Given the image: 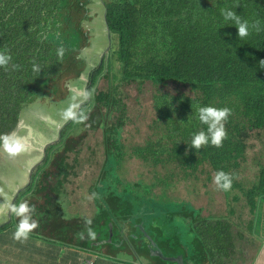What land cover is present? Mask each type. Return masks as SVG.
Returning <instances> with one entry per match:
<instances>
[{"label": "trees", "instance_id": "obj_1", "mask_svg": "<svg viewBox=\"0 0 264 264\" xmlns=\"http://www.w3.org/2000/svg\"><path fill=\"white\" fill-rule=\"evenodd\" d=\"M101 2L111 37L106 53L88 70L86 89L94 90V98L84 107L90 118L85 124L64 122L58 137L45 145L29 181L13 194V203L27 200L35 205L34 219L40 226L26 242L12 244L30 246V257L42 264H82L85 257L92 264H134L140 255L146 264H237L240 256H236L233 239H247L250 234L241 229L247 228L259 237V252L264 243V163L250 185L244 186L239 175L247 139L254 129L264 127V69L259 65L264 59V0ZM89 5L90 0H0V51L12 56L7 68L0 67V135L14 128L26 102L68 76L69 60L76 70H83L84 61L76 55L87 44L84 21L90 19ZM225 8L249 22L258 20L261 31L240 39L234 23L221 14ZM61 46L66 50L63 59L57 55ZM33 64L40 67L39 73L33 71ZM100 75L107 79L105 88L96 86ZM116 80L155 84L151 93L154 117L149 124L154 130L142 143H125L123 132L131 117ZM168 81L187 90L173 93L157 85ZM209 105L232 109L227 139L219 148L210 143L199 150L190 148L192 134L207 128L199 121L197 108ZM95 128L101 130L103 146L102 169L88 187L90 195L98 194L93 200L95 210L91 216L66 210L69 215L65 216L59 198L76 173L75 164L67 160L68 152L87 130ZM130 157L152 165V182L120 176L118 167ZM220 170L234 174L231 190L238 188V192L233 191L232 198L244 195L251 212L247 220H234L233 208L221 215H202L184 200L168 205L164 188L171 185L174 175L199 178L197 173L207 171L210 180ZM158 184L160 192L154 190ZM176 213L192 233L193 227L199 229L189 250L172 229ZM86 218L93 221L95 241L87 236ZM146 221L151 222L148 238L143 237ZM18 222L11 213L5 219L10 234ZM81 232L83 240L78 237ZM153 243L163 253H156ZM176 255L182 258L174 259ZM153 260L157 261L148 263Z\"/></svg>", "mask_w": 264, "mask_h": 264}, {"label": "rangeland", "instance_id": "obj_2", "mask_svg": "<svg viewBox=\"0 0 264 264\" xmlns=\"http://www.w3.org/2000/svg\"><path fill=\"white\" fill-rule=\"evenodd\" d=\"M89 6L90 19L84 21L85 28L88 31L86 38L87 44L81 47L79 53L76 55L78 59L82 58L84 61L83 70H76L74 61L69 60V64L65 70L68 76L59 79L56 82L55 88L45 91V94L37 95L32 101L26 102L19 110L18 120L14 128L3 133L6 134L15 130L18 135L27 138L31 147L28 152L22 153L15 158L9 157L0 148V188L4 189L3 196H0V205H2L0 206V242L4 238L9 239L8 243L0 244V264H42L43 262L34 261L30 257V246L15 245L16 241L12 239L13 233L10 234L12 230H9L11 226L4 223L5 219L11 213L5 203V198L8 202L13 203L11 198L15 194V191L29 181L32 167L40 161L45 145L58 137L59 128L64 123L59 116V111L67 107L66 101L72 94L73 89L77 91L86 89L87 81L89 80L88 70L97 65L100 56L106 53L110 45L111 36L106 28L104 8L101 0H90ZM116 81L117 88L120 91L119 94L127 103L128 114L131 117V123L125 125L123 132V136L126 139L125 143L127 145L142 143L146 135L154 130V128L149 127V124L154 117L151 93L155 84L149 80L143 81L142 83L136 80L129 82ZM106 85L107 79L103 75H100L96 86L98 88H105ZM157 85L173 93L187 90L184 86L177 85L173 81H168L164 84L162 82ZM101 137L102 133L100 128L87 130L82 141L74 144V150L68 152L67 160L75 164L74 169L76 173L69 177V180L65 183L64 192L59 198L61 199V206L64 209L65 216L69 215L66 210L87 216H91L95 210L93 200L89 201L87 197L90 196L88 187L97 178L102 169L103 146ZM247 144L245 158L241 166L243 169L239 175L244 186L250 185L253 181L257 180L258 167L260 163H264V127L254 129L251 136L247 139ZM75 150H78V152L76 153ZM158 167L161 168L160 165ZM151 169L152 165L145 164L139 158L130 157L122 162L118 167V172L126 180L134 181L139 180L140 177H144L152 182L153 180L150 179L153 176L152 172H150ZM197 174L199 178L193 175L189 177L177 176L178 174L172 177V180H174L171 185L164 188L166 199L169 201L168 205L174 206L180 200H184V203L189 204L192 209H195L196 212L202 215L207 213L221 215L225 214L229 208H233L234 214H232V218L234 220L244 221L250 217L251 212L244 195L241 194L238 199L232 198L233 191L238 192V188L231 190L227 195L225 192L216 189V186L213 184V177L207 180V171H200ZM159 189L161 188L158 184L154 190L160 192ZM173 219L177 224L182 225L187 230V221L185 222L183 220L181 214H174ZM145 223L146 226L144 224V229L146 231H144L143 237L145 238L146 236L148 238V231L151 230V222L146 221ZM1 225L6 227H2ZM141 230L140 228L138 229V231ZM192 231L195 233L199 229L193 227ZM182 236L186 238L190 234H183ZM245 238L247 239H244V241L236 240L235 237L233 239L238 250L236 256H240L237 264L241 262V259H245L243 262L248 264V258L257 252L254 255L256 259L258 254L256 249L260 244L259 237L252 235L246 236ZM149 239L153 240L151 235H149ZM149 239L146 240L149 241ZM224 241L225 239H222L221 244ZM12 242L15 244H12ZM183 244L186 248H189L191 238H188L187 243L183 242ZM151 247L162 253L164 251L163 249H158L157 243L151 244ZM260 249H262V246ZM16 253L21 255L27 253L26 255L29 259L27 257L23 259L12 257V260H5L6 257L9 258ZM34 253L41 254L37 251ZM140 254H143V252L140 251ZM123 257L131 258L130 255H123ZM137 259H140V261H136L137 264L147 263L143 255L136 257ZM259 260H261V256Z\"/></svg>", "mask_w": 264, "mask_h": 264}, {"label": "clouds", "instance_id": "obj_3", "mask_svg": "<svg viewBox=\"0 0 264 264\" xmlns=\"http://www.w3.org/2000/svg\"><path fill=\"white\" fill-rule=\"evenodd\" d=\"M238 7V6H237ZM221 14L225 21H231L234 23L238 30V37L240 39L248 37L253 31L259 33L261 31L260 22H249L247 19H243L235 11L225 8L221 10ZM65 48L63 46L57 49V55L60 59H63L65 55ZM12 60V56L7 51H0V67L7 68ZM261 69H264V59L259 61ZM13 67H17L13 65ZM33 71L39 73L40 67L33 64ZM94 98V90L81 89L79 91L73 89L72 94L68 97L66 103L67 107L62 108L59 111V116L64 122L72 121L76 124H85L89 120V113L85 109L89 101ZM232 114V109L228 107H214V106H199L197 108L198 119L201 124L206 125V130L201 129L198 132L192 134L191 147L196 150L207 146L209 143L214 147H222L223 141L227 139L228 133L226 129V123L229 116ZM90 127V125H87ZM30 143L26 137L18 135L14 130L10 133L0 135V148L9 156L17 157L22 153H26L30 150ZM234 174L227 173L223 170L217 171L213 176V184L219 191L228 192L232 189ZM4 189L0 188V196H3ZM98 198L97 193H92L87 197L89 201ZM8 210L14 216L19 218V222L16 226L12 239L17 242L24 243L29 239L30 234L36 230L40 225L37 219H34L36 212L35 205H30L27 200L17 203H10L5 198ZM2 206V205H0ZM93 221L91 218L85 219L86 232L88 238L92 241L97 239L96 231L91 227ZM79 239H85L84 232L78 233Z\"/></svg>", "mask_w": 264, "mask_h": 264}, {"label": "crops", "instance_id": "obj_4", "mask_svg": "<svg viewBox=\"0 0 264 264\" xmlns=\"http://www.w3.org/2000/svg\"><path fill=\"white\" fill-rule=\"evenodd\" d=\"M208 214V213H207ZM245 221V220H244ZM240 225H241V223H240ZM186 228H187V230L186 229H184V227L182 226V225H179V224H176V226L174 225L173 227H172V229L173 230H175V231H177L178 233H179V235H180V238H182L184 241L183 242H185V243H187V241H188V238H191V242H192V240L194 239V233H192L191 231H190V229H189V227L188 226H186ZM243 231H244V233L246 234V235H248V234H250V236H252V234H254V233H249L250 232V230H248L247 228H241ZM185 230H186V232H185ZM242 231V232H243ZM251 231H253V230H251ZM183 234H190V236H188V237H186V238H184L182 235ZM243 241V240H242ZM5 244V243H4ZM191 245V244H190ZM183 247L186 249V250H189L190 249V247L189 248H186L185 246H184V244H183ZM27 254V253H26ZM26 254H24V255H21V254H18V253H16V254H14L13 256H11V257H9V258H5V260H12V257H14V258H16L17 259V257H19V259H23L24 257H27V255ZM256 254V252L254 253V254H252L249 258H248V264H264V243H263V245H262V249H260L259 250V252H258V254H257V257H256V259H255V257H254V255ZM260 256H261V260H259L260 259ZM162 259H164V260H168L167 259V256H162L161 257ZM176 258H179L177 255L175 256V258L174 259H176ZM27 259H29L28 257H27ZM180 259V258H179ZM247 259V258H246ZM87 260L90 262H92V260L90 259V257H85V258H83L82 259V261H81V263L82 264H89L88 262H87ZM243 260H245V259H241V261L243 262ZM136 261H140V259H137ZM136 261H134L135 263L134 264H137V262ZM155 261H157V260H153V261H149L148 263H154ZM176 261V260H175ZM238 261V260H237ZM165 262H167V261H165ZM240 263V262H239ZM49 264H51V263H49ZM59 264H68V263H59ZM109 264H114L113 262H110ZM180 264V263H179Z\"/></svg>", "mask_w": 264, "mask_h": 264}, {"label": "water", "instance_id": "obj_5", "mask_svg": "<svg viewBox=\"0 0 264 264\" xmlns=\"http://www.w3.org/2000/svg\"><path fill=\"white\" fill-rule=\"evenodd\" d=\"M156 253H160V251L156 250ZM178 257L179 258H182L180 255ZM176 259H178V258H176Z\"/></svg>", "mask_w": 264, "mask_h": 264}, {"label": "built area", "instance_id": "obj_6", "mask_svg": "<svg viewBox=\"0 0 264 264\" xmlns=\"http://www.w3.org/2000/svg\"><path fill=\"white\" fill-rule=\"evenodd\" d=\"M87 262H88L89 264H92V262H91V261L89 262V261L87 260Z\"/></svg>", "mask_w": 264, "mask_h": 264}, {"label": "bare ground", "instance_id": "obj_7", "mask_svg": "<svg viewBox=\"0 0 264 264\" xmlns=\"http://www.w3.org/2000/svg\"><path fill=\"white\" fill-rule=\"evenodd\" d=\"M79 81V80H78Z\"/></svg>", "mask_w": 264, "mask_h": 264}]
</instances>
